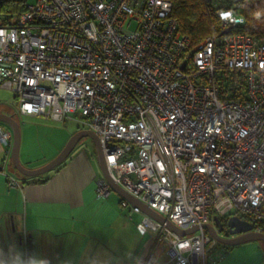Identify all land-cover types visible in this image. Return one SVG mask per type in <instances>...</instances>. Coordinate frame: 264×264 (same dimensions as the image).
I'll list each match as a JSON object with an SVG mask.
<instances>
[{
    "label": "built area",
    "instance_id": "obj_1",
    "mask_svg": "<svg viewBox=\"0 0 264 264\" xmlns=\"http://www.w3.org/2000/svg\"><path fill=\"white\" fill-rule=\"evenodd\" d=\"M224 1L204 0L227 32L196 45L172 0H36L0 24V89L18 112L93 131L115 182L198 227L180 236L145 215V264L215 263L203 226L216 218L264 233V39L229 35L244 18ZM12 137L0 127L4 146ZM110 190L97 182L100 196Z\"/></svg>",
    "mask_w": 264,
    "mask_h": 264
},
{
    "label": "crops",
    "instance_id": "obj_2",
    "mask_svg": "<svg viewBox=\"0 0 264 264\" xmlns=\"http://www.w3.org/2000/svg\"><path fill=\"white\" fill-rule=\"evenodd\" d=\"M74 134L64 130L45 162ZM81 142L41 178L44 182L17 176L9 164L13 137L11 146L0 142V264H145L153 245L137 229L145 214L123 206L124 198L112 189L106 196L98 194L97 182L103 179L98 158ZM134 239H139L135 246ZM234 264H264V252Z\"/></svg>",
    "mask_w": 264,
    "mask_h": 264
},
{
    "label": "rangeland",
    "instance_id": "obj_3",
    "mask_svg": "<svg viewBox=\"0 0 264 264\" xmlns=\"http://www.w3.org/2000/svg\"><path fill=\"white\" fill-rule=\"evenodd\" d=\"M35 1L36 0H26L25 2L26 5H30ZM0 2L2 4V0H0ZM5 22V16L0 14V24ZM0 112L13 115L15 120L19 123L21 131L20 161L27 169L41 168L48 163L45 161H47V159H49L56 152L57 147L64 137V130L70 129L73 133L82 130L80 124L73 120H68L67 125H64L62 122L54 121L45 116L22 115L18 112L17 107L13 103V93L6 89H0ZM0 124L4 125L8 129H11L6 123L0 122ZM81 144H83L86 149L97 155L96 144L91 138H84ZM9 164L12 169V161L10 159ZM13 171L17 176L25 177L16 170L13 169ZM144 236L147 239L154 238L151 233ZM138 241L139 239H134V246L138 243ZM23 245L25 246V244ZM259 250L264 252L263 241H250L231 247H224L220 244L215 246L213 242L208 245L209 258H221V255L223 254L224 257H222L218 263L223 262L225 259L229 261V264H234L242 258L252 260L258 255ZM24 252L26 253V248H24ZM29 253L32 254V250H30ZM166 257V255L161 256L159 262L162 263L167 259Z\"/></svg>",
    "mask_w": 264,
    "mask_h": 264
},
{
    "label": "water",
    "instance_id": "obj_4",
    "mask_svg": "<svg viewBox=\"0 0 264 264\" xmlns=\"http://www.w3.org/2000/svg\"><path fill=\"white\" fill-rule=\"evenodd\" d=\"M226 32L227 30L225 31V33ZM0 122L8 124L11 128L10 130L13 135L11 161L14 168L23 176L34 178V177L43 176L49 173L50 171H53L54 169H56L65 162V160L74 151L76 146L84 138L89 137L96 144L97 158L103 174V178L109 183L112 190L116 191L124 199L128 200L132 206L140 207L141 211L145 215L153 218L154 220L160 223H165L170 230L179 234L180 236L191 235L198 230L197 226H193L186 230L177 227L176 225L167 221L166 218H164L161 214L150 208L147 204L143 203L141 200H139L131 193H129L119 183L115 182L109 172L105 155L103 152V148L100 143V139L93 131L87 129L79 130L69 139L63 150L53 160H51L49 163H47L41 168L27 169L22 165L20 161L21 131H20L19 123L15 120L13 115L2 112H0ZM215 225L217 226V229L213 224H205L203 228H205L208 234L221 245L230 247V246L241 245L250 241L264 242V233L255 232L253 230V225L250 222L243 220L238 216L230 217L226 225L222 222L220 218H216ZM225 226H227L228 228V234L226 236H223L222 233L224 231Z\"/></svg>",
    "mask_w": 264,
    "mask_h": 264
},
{
    "label": "trees",
    "instance_id": "obj_5",
    "mask_svg": "<svg viewBox=\"0 0 264 264\" xmlns=\"http://www.w3.org/2000/svg\"><path fill=\"white\" fill-rule=\"evenodd\" d=\"M25 1L2 0V4L0 2V14L2 16L18 15L26 9ZM172 2L173 15L179 22V30L191 39L193 45L200 43L207 36L213 34L219 36L226 31L222 28L215 7L209 6L204 0H172ZM224 4L244 18V23L241 26H231L228 29L229 35L242 34L264 39V0H227L224 1ZM45 175L31 179L32 181L39 179L44 182L45 179L41 178ZM222 222L226 225V219H222ZM217 244L219 243L216 242L215 246ZM222 257H224L223 254ZM221 258L212 257V259H215V263ZM208 263L213 262L209 260Z\"/></svg>",
    "mask_w": 264,
    "mask_h": 264
},
{
    "label": "flooded vegetation",
    "instance_id": "obj_6",
    "mask_svg": "<svg viewBox=\"0 0 264 264\" xmlns=\"http://www.w3.org/2000/svg\"><path fill=\"white\" fill-rule=\"evenodd\" d=\"M227 234H228V228H227V226H225L222 235L226 236Z\"/></svg>",
    "mask_w": 264,
    "mask_h": 264
}]
</instances>
